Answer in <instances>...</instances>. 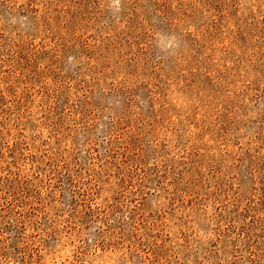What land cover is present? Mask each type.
Segmentation results:
<instances>
[{
    "label": "rangeland",
    "instance_id": "rangeland-1",
    "mask_svg": "<svg viewBox=\"0 0 264 264\" xmlns=\"http://www.w3.org/2000/svg\"><path fill=\"white\" fill-rule=\"evenodd\" d=\"M0 264H264V0H0Z\"/></svg>",
    "mask_w": 264,
    "mask_h": 264
}]
</instances>
